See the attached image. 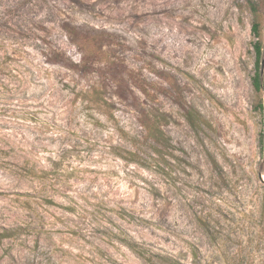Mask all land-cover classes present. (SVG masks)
<instances>
[{"label":"rangeland","instance_id":"rangeland-1","mask_svg":"<svg viewBox=\"0 0 264 264\" xmlns=\"http://www.w3.org/2000/svg\"><path fill=\"white\" fill-rule=\"evenodd\" d=\"M254 9L0 0V264H264ZM142 108L170 138L147 165L119 155Z\"/></svg>","mask_w":264,"mask_h":264},{"label":"trees","instance_id":"trees-1","mask_svg":"<svg viewBox=\"0 0 264 264\" xmlns=\"http://www.w3.org/2000/svg\"><path fill=\"white\" fill-rule=\"evenodd\" d=\"M262 31L263 29L260 14L257 9H254L252 32L257 40L254 43L256 73L253 81L255 89L258 91L262 88L261 64L264 59V42L262 43L261 40ZM83 70L84 69H82V71ZM90 101H94L103 106L110 105L107 98L100 96L97 93L91 96ZM260 108L263 109L262 101L260 103ZM187 119L193 128H197L203 122L202 116L195 111L189 112ZM165 120L166 118L163 114L142 108L140 111L139 123L143 128V134L134 137V142L132 144L134 146V150L122 149V152L119 155L126 160L140 163L142 165H147L146 163L150 160L158 161L163 159L164 149L170 143V138L166 135L163 129ZM15 231L16 229H4L3 232L0 233V240L2 238L12 237Z\"/></svg>","mask_w":264,"mask_h":264},{"label":"water","instance_id":"water-1","mask_svg":"<svg viewBox=\"0 0 264 264\" xmlns=\"http://www.w3.org/2000/svg\"><path fill=\"white\" fill-rule=\"evenodd\" d=\"M263 35H264V26H263ZM263 50H264V45H263ZM262 65L264 67V60L262 61Z\"/></svg>","mask_w":264,"mask_h":264}]
</instances>
